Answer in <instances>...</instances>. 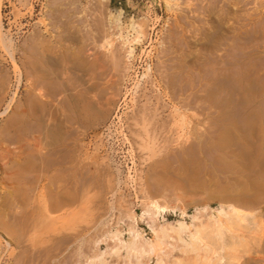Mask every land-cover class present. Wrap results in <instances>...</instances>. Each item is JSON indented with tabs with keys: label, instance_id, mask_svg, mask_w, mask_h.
<instances>
[{
	"label": "rangeland",
	"instance_id": "rangeland-1",
	"mask_svg": "<svg viewBox=\"0 0 264 264\" xmlns=\"http://www.w3.org/2000/svg\"><path fill=\"white\" fill-rule=\"evenodd\" d=\"M17 2H19V3H17ZM170 4L172 5L171 8L167 9L165 7L166 5L164 3V0H49V1H47V0H0V22L2 23L4 32L11 34V36L14 40V49L16 51V53H15L16 58H18L19 55L21 54V50L23 49V46L24 47L26 46L25 44H26V42H27V40L31 34L30 32H32L33 30L36 29L34 27H37V29L42 28V26H41L42 23H40V22L44 18V19H46V21H48V22L50 21V25L52 24L51 25L52 31H50V34L60 33L63 36L64 33H65V35H68V33L70 31L76 32L77 35H79L78 34L79 32L82 33V36L80 34L78 36V38L81 37V39H82L81 41H83L85 38H86V40L83 41L84 43L80 41L81 44L77 43L78 44L77 46L80 45L83 47V50H85V51H83L85 53H83V55H82L85 59L86 58L89 59L91 57L92 53H94V52L102 53L101 58H102V61L104 62L105 66H106L105 67L106 69L105 70L103 69V71H104L103 75H104V73H105V75H104V77L102 76V79H101L103 86L106 83H108L109 80H111L113 78L112 72H116V70H114L112 68L114 59L112 60L113 54H111L114 52L113 50L115 48V51L119 52L118 57L120 56L119 61H118L120 64L117 66L118 68L116 67L118 69L117 71H119V73H122V74L124 73L125 75L127 74L125 76L127 80H125V82H123V85L121 86V88L123 89L122 91H124L125 88H131L134 78L137 77L138 80L142 81V79H143L142 77H144L143 73L146 71L147 66L148 67L150 66V69L152 72L157 71L155 69L157 67H158L157 69L160 70V68H161V70L163 69V71H164V69L166 70L165 66L168 63H171V65H172L173 61H175L174 55L177 56L178 53H180L182 51L187 52V50L194 52L195 49L198 48V49H196L197 52L196 51L194 52L198 55L197 56L198 58H195V59L193 58V61H196L195 62L196 64L193 62V63H190L188 65L186 62V67H185V68H187L186 72L184 69V72L187 75H185L186 78L184 77V84L186 83L185 84L186 86L183 85V90H184V94H185V95H183V99H184V103L186 104L185 111L186 110L187 111L186 112L184 111L185 116H186L185 117V123H186L185 125L186 126L184 128V132L186 134H185L184 140H183V142L185 143V144L183 143L184 144L183 149H182L183 153L181 151H180L181 153L178 152V150L176 149L178 147V145L176 143V124H175V118H174L175 112L173 110H174V107H175L176 102H177V95H176L177 92L173 93V91H172V90H174V88H176L175 85H174L175 87L172 86V89H171V87L168 89V97L166 98V101H167L166 104L167 105L165 104L164 107L162 108V109H164L163 110V117L167 122V130H168V131L166 130V132L164 133L165 135H162V137L169 136L170 138L166 137L168 144L172 143L169 145V149H167L165 151L166 155L164 153H162L163 151H161V155H163V154L165 155V156L163 155L164 156L163 158H166V162L168 163L167 169H166V172L168 175L165 173V175H166L165 177L167 179H169V183L172 181L169 184L168 180H167L166 186L160 185L161 186L160 189H164V192L166 191L165 194L163 195V193H162V195L161 194L158 195L156 193H153L152 190H154V188H156L155 183H158V184H161V183L156 182V180H154L155 181L154 182L153 181V179H154L153 175H154L155 171L152 169H150V170L147 169L148 163L158 159L159 156H161L159 149H163V147L161 146V145H163L162 144L163 139H162V137L159 138L160 143L158 142L159 144L157 143L158 144V146H156L157 148L155 147L156 150L154 149L155 152L158 150V153L156 152L154 155L152 154V152H150L151 150L147 151L148 149H145V152H144L142 147L140 149L139 148L140 145L138 144V142H135L130 137L128 132L126 133V131H127L125 129L126 124L124 123V126H119L120 123H118V120L115 118V114L117 111L119 114L122 115L123 121H125V118L127 116H129L131 113V108H132L131 104L132 103H130L131 102L130 96H128L129 98L126 97V99H125V101H128V102H125V101H123V99H120L119 104L121 106L119 107V110L117 109V110L113 111L111 113V115L108 117L109 119H106L103 123H100L99 126L96 125L97 127L94 126V127L88 128V129H86L87 131L86 130L83 131V129H81V128L78 129L79 131L76 128H75V130L73 129L71 131L72 133H71L70 138H74L75 136H77V141L79 142V144L83 148V149H81L80 159L82 160V162L87 163V169L89 170L90 175H92L91 173H93V175H94L93 177L96 178V179L94 178V180L96 181L95 182L96 184L93 183V185L92 184L90 186L86 185L85 187H80L77 190H75L74 188H71L72 185H70L69 183H63V181H61L62 179L60 180V182H59V185L61 184V186L59 188L60 193H63L62 191L66 192V190L70 189L69 191H67L68 193L71 194L74 192L75 196L78 195L79 197L76 196V198H77L75 200L76 204L74 202V206L72 205L69 208L71 210L70 211L71 213L68 214V216H71L70 218L68 217L69 220L67 219V217L64 218V216L67 215L66 209H63V208L59 209V211L63 209L62 210L63 214L61 213V211L59 212L58 210L56 212L51 213V215H53V216H56V215L60 216L61 215L59 217V219H60V222H62V224H59L60 223V222H58L59 219H57L58 220V221H56L57 223L55 222L56 225L58 224L56 226V228L59 231V232H55L56 235L53 233L54 231H56L55 228H53L54 229L53 232L51 229L48 230L47 228H46V230H44V227L43 226L41 227V224L39 223V220L41 222L43 221V223H44L43 218L47 217V216H45L46 215L45 211H44L45 214H42V213H44V212H42V210H44L43 205L45 204V202H47V198L49 199V197L52 195L50 193H53L52 189H54L53 187H51L52 185L48 186L50 183H48L49 179H47V177L49 178L52 175L53 171H50L49 173H44V175H43L42 171L40 170V166L38 165L39 164L38 158L40 157L41 152H43L44 150L40 149L39 146H37L38 145L37 142H33L34 144H32V146H33L32 151H31V149L28 150V147H27L26 142L24 140V139H26V136L23 134V131L17 132V134H13V135H12V133L10 134V133H7L6 131L3 132V130H4L3 126L6 122V119L10 118L11 113L9 112L6 116L0 115V126H1L0 127V200H1L0 210H1V212L4 213V215L2 216V213L0 212V215H1L0 221H2V222H0V245H1V247H0V264H14V263H16V264H19V263L20 264H27V263L33 264L34 263L35 264L36 262H37L36 264H40V263L41 264H45V263L46 264H89V263L90 264H101V263L102 264H133V263L134 264H155L159 258L161 259V262L163 264H215V263H211L209 261H215V259L217 258L216 257L217 256L216 251L219 250L217 248L219 242L217 244L216 243L217 241H215V240H217V238L215 236L216 232H213L214 231L213 229H215V228L212 229V232H213L212 233L210 231L211 227L210 228L208 227L210 229L209 230L205 226L206 224H208V222L206 221V216L208 214L209 209H207L205 212H202V214H199V213L198 214H199L200 220L203 221V224H201L202 221H200L201 223H199V226L202 227V225H204L203 232H202V240H203V242H205V244L209 245L210 250L207 252L206 255L204 253H201L198 256V258H196L192 255H182V253H180L179 247L181 245V242L176 238V234L174 231H171V232H170V230L167 231L168 236H165L166 239L170 241V243H167L169 241H167L165 239V237H163L160 240V243L158 242L159 243L158 245H160V248L157 245L156 246L157 249L155 248L151 252L146 253V254L143 253L144 255L143 254H141V255L136 254L135 255V253L133 255V254L129 253L128 238L134 237V239L136 240L135 242L137 244L143 245V243H144L143 246L148 247L149 239L151 240L153 238L152 228H154L155 230H158L161 225L162 226H169V225L174 226L175 223H177L178 221H183L187 225L188 224L190 225L188 227L189 230L187 228L183 231L182 235H184L185 231L187 233V231H191L193 229V224L198 223L197 222L198 220L195 221L191 218L192 215L197 214V211L202 209V207L215 208L217 206V201H218L217 196L219 195V193L216 190L218 188H220L221 185L226 186L225 184H227V186H229L230 184H234V185H236L237 188L238 187H240V188L245 187V191H246L245 193L247 194V192H248V194L245 195L244 198L249 199L251 197V199L252 198H255V199H254V203H253L254 205L252 207L248 208V207L242 206L241 209L239 210L238 214L233 215L231 220L225 221L226 230L224 231L223 236L225 238L226 244H225L224 249L221 250V254L223 256L224 264H264V252L262 251V248H261L262 244H263V240H264V217H262V215L260 214V211L258 210L261 207H263V205H264V198H263L264 197V191H263L264 190V179H263L264 178V172H263V168H264V155H263L264 154V141H263L264 140V130H263L264 129V123H263L264 119L263 118L264 117L262 116V115H264L263 114L264 113V85L262 86V84H264V81H263L264 80V76H263L264 75V56H262V55H264V0H171ZM51 8H53V9L55 8L54 9L55 11ZM117 11L121 12V14H120V24H121L120 28L114 22H111L112 18H113L111 16L118 14ZM29 13L31 15H29ZM46 13H49L50 15L49 14L47 15ZM52 13H53L54 18H51ZM55 18H57V19H55ZM131 19H133L136 22V24L138 23L140 26L142 25L141 29L143 30L144 34H142L143 38H140L139 43L134 44L135 53H136L137 57H135V59L133 61V70H127L126 58L124 56V52H123L124 50L122 48V43H121L122 39L120 37H119L120 38L119 39L117 35H119V33H120L121 36H124V35L126 36V34H128V33H130V34L133 33L132 31H129L130 29L128 28ZM52 21H54V23ZM67 22H68V24H67ZM219 22L220 23L222 22V24L224 26V27L223 26L222 27L224 29H226L227 27H229V28H227V30H224L223 33L225 36L223 35L222 40L219 39V44H218L219 46H217V49H214L213 53L208 52V50L206 49V46H205V41L208 39V37H206L205 35L208 33L209 30H211V29H209L210 27L218 24ZM20 25H21V27H20ZM17 26H19V27H17ZM73 26L74 27L78 26L79 28H77V27L74 28ZM14 27H16V28H14ZM17 29H19V30H17ZM80 29H83L85 31V33H84L85 35H83L84 31L82 32V30H80ZM8 30H9V32H8ZM171 30H172V32H171ZM205 31H207V32H205ZM98 32L99 33L101 32V34L105 33L104 35L107 34L112 38V41H113V46L111 47L112 49L109 48L110 50L106 51V50H103L102 48L99 47V43H100L99 37H98V40H96V41L94 40V39H97V36L101 35ZM93 34H94V36H93ZM95 34H97V35H95ZM65 35L63 36V39H61L59 41L60 44H63L62 45L63 47H66V48L72 47L71 49H73V47H75L76 45L74 43L72 44V42L70 43V41H69L70 39L68 38V36H65ZM83 36L84 37L88 36V38L87 37L83 38ZM66 37H67V39L65 40ZM90 37H91V39H90ZM183 38H186V39L184 40ZM200 38H201V40H200ZM204 38L205 39L207 38V39L205 40ZM196 39L199 42V44L195 46L196 48L188 47V45L184 44L187 42V40L188 41H191V40L196 41ZM239 39H240V41H239ZM62 40H64V41H62ZM179 41H180V43H179ZM230 44L231 45L233 44L232 45L233 47ZM0 47H1V44H0ZM175 47H176V49H175ZM96 49H97V51H96ZM166 50L167 51L169 50V51L167 52ZM105 51H106V53H105ZM4 52H5L4 49H2V47H1L0 53L2 55L0 56V74H1L0 75V81H1V78H5L7 81L3 85H0V103L2 102L0 104V111H2L3 110L2 107L6 106V104L10 101V98L12 99V96L14 98H13L11 103H18V104L22 103L24 96H25V91H26L25 79H23L22 82H20V84H18V86L16 85L15 76L13 75V72L11 71L10 63L7 62L8 60H5V59H7V55ZM164 53H167V55H164ZM235 53L237 54L236 56L234 55ZM245 53H248V54H245ZM105 54L106 55L108 54V55L106 56ZM242 55H244V56H242ZM169 57L171 60L169 59ZM166 58H168V59H166ZM122 59H124V60H122ZM240 59L242 60V62ZM246 59H247L248 66H250L252 69L249 68V69L244 70L243 67L242 68L240 67L241 63L243 65H245V64L247 65V63L244 64V62H246L245 61ZM3 60H5V61H3ZM117 60H118V58H117ZM162 60H164V62H161ZM166 61L168 62L167 64H165ZM230 61L232 62V64L230 63ZM255 62H256V64H255ZM228 63H230V64L227 65ZM19 64H20V61H19ZM107 64H108V66H107ZM124 64H126V65H124ZM163 64H165V66H163ZM191 64H192V67H191ZM169 65L170 64H168V66H167L168 68H167L166 73L168 72V74H171L173 70L170 68L171 65H170V67H169ZM222 65H224V66L222 67ZM235 65H236V67H235ZM208 67H210V68H208ZM230 67H231V69H230ZM232 67H234V68H232ZM237 67H238V69H237ZM244 67H247V66H244ZM227 68H229L231 71L230 70L228 71ZM188 69H190V70H188ZM219 69L221 71H219ZM235 69H237V70H235ZM256 69H257L258 74L256 72ZM232 71H233V75L231 74ZM234 71L237 74H234ZM249 71H251V73H249ZM214 72L215 73L221 72L218 74H220L222 77H219L220 75H218V74L215 75ZM247 72L249 73L250 76L248 75ZM68 73L69 72H67L66 75H69ZM223 73L227 74V75H223ZM251 74H253V75H251ZM139 75H141V76H139ZM246 75H248V77H246ZM12 76H14V78ZM209 76H212V77H209ZM223 76H224V78H223ZM231 76H232V78H231ZM253 76H257V79L254 78ZM139 77H140V79H139ZM213 77L215 80L213 79ZM235 77H237V78H235ZM249 77H252L253 80L256 79L255 82L259 85L255 84V82L251 80V82L256 86L252 85V83L250 82L251 78H249ZM106 78L108 81L106 80ZM201 78H202V80H201ZM244 78L246 80H244ZM185 79L188 81H186ZM207 79H209V80H207ZM247 79L249 80V83H247L248 82ZM260 79H262L263 83L259 82V81H261ZM211 80H214L213 82L218 80V82L220 84H217L218 82H216V84L209 82ZM221 81H224V82L221 83ZM236 81H239V82H236ZM191 82H192L193 86H192ZM126 83H127V85H126ZM209 84H211L210 88H208ZM214 84H215V88H214ZM243 85H245V86H243ZM248 85H249L250 89H249ZM205 86L207 88H205ZM252 86L254 88H252ZM259 86L261 87L262 92H260ZM245 87L248 89V91H251V90H253V91L247 92V89ZM255 87H257V88H255ZM209 89L210 90L212 89L213 92L214 91L215 92L211 93L212 90L210 91ZM2 90H3V92H1ZM242 90L245 92H243ZM222 93H224V95ZM247 93H249V94H247ZM207 94L211 95V96H208ZM257 94H258V96H257ZM190 95H191V97H190ZM173 96H175L174 97L175 99L173 98ZM193 97L195 99H193ZM255 97H257V99ZM212 100H213V102H212ZM16 101H18V102H16ZM221 102H223V104ZM126 103L129 105H127ZM217 103L221 106H219ZM246 104L248 107L246 106ZM254 104H255V106H253ZM187 105H188V107H187ZM212 105H213V107H212ZM226 108H229V109L226 110ZM250 111L255 113L254 114L255 117L253 116L254 118L252 117V115L251 116L247 115V112L249 113ZM124 112H126V113H124ZM127 113H128V115H127ZM223 117L224 118L226 117V118L224 119ZM241 117H243V118H241ZM259 117H262V118L257 119ZM240 119H242L241 122H240ZM246 119H247V125H249V126H250V123H249L250 121H254V122H256V124H258V122H259L260 124H258V127H257V126H255L256 124L254 123L255 124L254 125L252 122L251 125L253 124L254 126H250L251 128H248L249 126L246 125V121H245ZM261 119H262V121H261ZM109 120H111V121H109ZM110 122H111V124H110ZM212 123H214V124H212ZM112 124H113V126H112ZM217 126H218V128H217ZM209 127L212 128L213 130L210 129ZM255 127L257 128V130ZM109 128H111V129H109ZM259 128H261V130H259ZM242 129H244V130H242ZM114 130H115V132H114ZM120 130H122L123 133L127 134V137L129 139L130 143L125 141L122 134L119 133ZM227 130H229L230 132H232V130H233V132L230 134ZM224 131H227V133L230 134V137L228 134L226 136L225 135L226 133ZM79 132H81L82 134H79ZM221 132H223L225 134H221ZM250 132H251V134H250ZM2 133H4V134L2 135ZM9 134L11 135V137ZM113 134H114V136H113ZM116 134L117 135L120 134V135L117 136ZM215 135H218L219 138L224 137L226 139V142H227V144H225V145H227L226 148L224 147V144L221 143V142H224L225 139H220L221 142L217 141L218 142L217 143L215 141L216 140ZM13 136H14V138H13ZM32 136H33V138L37 137V132H34ZM236 136H237V138H235ZM79 137H82V138H79ZM218 137H217V139H219ZM106 138H107V140H106ZM115 138L116 139L118 138V139L116 140ZM230 138H231V140H230ZM169 139H172V140L170 141ZM227 139H229V140H227ZM233 139H235L236 141H233ZM11 141H12V143H11ZM237 141L238 142L239 141L244 142L245 145L243 143L239 144V143H237ZM8 142H10V143H8ZM81 142H82V144H81ZM207 142H208V144H207ZM233 143H234V145H233ZM98 144L99 145L102 144L103 146L100 147V149H99L100 151H98L97 156H96V155H94V148ZM210 144H211V146H210ZM236 144H238V145H236ZM23 145L25 146V148ZM216 145L218 148L215 147ZM253 145H254V147H253ZM239 146H241V147L243 146L244 148H241ZM232 147H233V149H232ZM236 147H237V149H236ZM185 148H186V150H185ZM220 148H222V150L224 149L225 151L227 150V152H225L224 150L221 151ZM262 149H263V151H262ZM20 151H22V152H20ZM132 151H133V153H131ZM186 152L188 154L189 153L190 154L188 155ZM144 153H145V155H144ZM217 153H222V156L224 157L225 160H223V157L219 156L221 154H217ZM23 154H24V156H23ZM30 154H32V155H30ZM26 155H29L30 160H31L30 164H32V167H29L28 171L26 170L27 168H22V169L19 167L15 168V166L13 165V162L14 161L15 162L16 161L23 162V160L26 158ZM92 155L94 156V158ZM177 155H178V157H176ZM179 155H181L180 158H179ZM31 156H33V157H31ZM152 156H154V157H152ZM216 156H217V158H216ZM73 157H72V159H74ZM88 157H91L92 159L88 158ZM103 158H104V161H103ZM106 158H108V159H106ZM261 158L263 160H261ZM181 159H182V161H181ZM220 159H222V161H220ZM95 160L97 162L102 163L100 165L102 167L100 172L98 171L97 164L92 166L93 161H95ZM11 161H13V162H11ZM226 161H227V163L229 161H231V162L233 161L232 162L233 165L230 164L231 162L228 165L223 163ZM235 161H236V164H235ZM238 161H240V162H238ZM180 162L181 163L183 162L182 167H181L182 168L181 172H179L180 170L178 169ZM220 162H221L222 166H224V168L221 166ZM237 162L239 163V165ZM201 163H202V165L204 164L203 167H201L202 166ZM214 163H216V164H214ZM11 164L13 166H11ZM33 164H35L37 166H35ZM71 164H72V162H71ZM243 164H245V165H243ZM16 165H17V163H16ZM205 165L208 167H206ZM6 166H7V168H6ZM33 166H34V168H33ZM8 168H10L11 171ZM95 168H97V169H95ZM206 168H207V170H206ZM6 169H8L9 172H7L8 170H6ZM15 169L19 170V171H16ZM238 169L240 172H238ZM243 169H245L246 171H244ZM24 171H25V173H24ZM94 171H96V172H94ZM204 171H206V173ZM228 171H231V172H228ZM242 171H244V172H242ZM17 172H19V173L22 172V173L19 174ZM15 174L19 176V177L17 176L19 179L17 177L14 179V177L16 176ZM36 174H37V176H36ZM48 174H50V175H48ZM207 174L209 176H211V178L210 177L208 178ZM258 174H261L262 176L261 175L259 176ZM10 175H11V178H9ZM29 175H30V178L27 177ZM60 175L62 176V178L67 177L66 175H64L62 173H60ZM87 175L89 176V174H87ZM228 175H231V176L229 177ZM22 176H25L24 178H27V180L25 179L26 182L23 180L24 178ZM34 176H35V178H34ZM234 176H235V179L234 178L232 179L231 177H234ZM3 177H4V179H3ZM5 178H6V180H5ZM30 179L32 180V182H30L31 181ZM100 179H101V181H99ZM201 179H203V180H201ZM223 179H225L226 181ZM28 180H30V181H28ZM129 180H131V181H129ZM200 180L203 182H201ZM205 180H207V181L205 182ZM16 181L18 184H21L20 186L24 185L25 188H27L26 189L27 190L26 195L28 194L29 196L28 195L25 197L23 196V195H25V194H23L24 192H22V191H25V190H23L24 186L22 188H20V186H19V189H18V187H17L18 184L16 183ZM18 181H20V182H18ZM147 181H148V184H145V182H147ZM211 181H213V182H211ZM223 181H224V183H223ZM231 181H232V183H229ZM238 181H240V182L243 181V182H241L242 183L241 186H240L241 183L238 184L239 183ZM27 182H29L28 185H27ZM219 182H222V184L217 185V184H219ZM245 182H246V185L244 186ZM252 183L255 187L256 186L257 187L256 188L252 187L253 186ZM197 184H198V186H197ZM213 184L215 186H213ZM167 185H170L171 187L167 186ZM45 186L46 187L48 186V187L46 188ZM62 186H64V187L67 186V188L64 189V187H62ZM149 186H151V187H149ZM50 187H51V190L49 189ZM20 189H21L20 193H19V191L17 192V190H20ZM31 189H33L34 191ZM40 189H41V191H40ZM32 191H33V193H31ZM78 191L80 194L78 193ZM148 191H149L150 195L148 194ZM209 192H210V194H211V192L212 193L214 192L215 196L208 203H206L207 197L210 196ZM251 192L252 193L254 192L256 194V196L252 197L253 195H251L252 194ZM7 193H9V194H7ZM16 193H18V196H16L17 195ZM21 193H22V196L24 197V199L26 197H29V199L28 198L25 200L23 199L24 202L28 203L29 206L27 204H23V200L21 201V203H22L21 205L17 204L23 198L20 196ZM29 193H31L32 195ZM147 194H148V196H147ZM249 194L251 195L250 197H248ZM13 195H15L16 197H13ZM45 197H47V198H45ZM11 198L12 199L14 198L13 201H15V200L17 201V202L15 201L16 205L22 206V207L25 206L26 209L23 208L24 210H22V207H20L21 208L20 209L16 205L14 207L15 202L12 203ZM18 198H19V200H18ZM154 198L161 205L168 207L167 210L161 214H158V215L151 214V212H145L142 215V212H143L142 209L144 208L146 203L149 202V200L154 199ZM199 198H200V200H199ZM6 199H8V201H6ZM85 199H86V201H84ZM9 201L11 203H8ZM261 201H262V203H261ZM3 204L5 206H2ZM31 204L33 205V208L31 206ZM26 205L29 209L26 207ZM41 205L43 206L42 209H41ZM204 205H206V206H204ZM255 206L258 209H256ZM3 207H4V209H3ZM8 207L9 208L11 207V210H9ZM12 208H13V210H12ZM16 209H18V210H16ZM30 210H32V211H30ZM9 211H11V212H9ZM7 212H9V214H11V215H9ZM251 212L252 213L256 212L255 213L256 214L255 215L256 220L254 221L253 226H251V225L248 226L247 223L252 222V219L249 216V214ZM15 213L16 214L18 213L19 215H16ZM36 213H37V215L39 214L38 215L39 219L36 217L37 216ZM132 213L134 215H136V218H137V222H135L136 224H134L135 225L134 227H135V230L137 231V233H134V232L131 233V230L129 229V226L133 223L132 219L130 218V215ZM32 214L36 215V216L33 215V217H35V218L31 217ZM205 214H206V216H205ZM18 216H19V218H18ZM41 216L43 217L42 219H40ZM62 216H63V219H62ZM5 217L6 218L9 217V218L5 219ZM10 217H11V219H10ZM23 217H26V218H23ZM28 218L30 219V221ZM12 219H14V220H12ZM27 219L31 224H33L32 226H35V228H37L39 226L40 228L39 229L33 228L31 226V224L27 221ZM49 219L50 218H48V221H49L48 225H51V223H50L51 220H49ZM65 219H67V220H65ZM7 220L10 222H8ZM33 220L36 221L35 224H34ZM20 222H22V226L24 228L23 230H21L22 227H21ZM63 222H64V224H63ZM163 222H165V223H163ZM10 223L14 226L13 229H12V227L11 228L9 227V226H12ZM15 223H16V228H15ZM26 223H28V225L30 227H28V225ZM46 223H47V221H46ZM166 223H167V225H166ZM151 224H154V225H151ZM36 225H37V227H36ZM59 225L60 226L63 225L62 231H60V228H58ZM19 227H21V228H19ZM31 227L33 228V230H36V232H38L39 230H42V232L39 231V233H38L40 236L35 233V235H38L39 237L38 236L34 237L33 233L35 231L31 232L32 231V230H30V229H32ZM18 228H19V232L22 231L25 234L24 235H23V233L22 234H20V233L16 234ZM25 228L28 230V232L25 231L26 230ZM5 229H7V230H5ZM108 229L112 230V231H114L115 229H119L121 231V233L117 234V235H113L112 233L109 234L110 232H108V233L106 232V231H108ZM15 230H16V232H12ZM43 232H44V234H43ZM47 232H49V233H47ZM61 233H63V234H61ZM130 233H131V235H130ZM139 233H141V234H139ZM172 233H174L175 235H173ZM135 234L136 235L138 234V236L135 237L136 236ZM213 235L215 238L213 237ZM50 236H53V237H50ZM174 236H175V238H174ZM19 237H21V238L19 239ZM136 238H138L139 243H138ZM139 238H142V239L139 240ZM58 239L61 241L64 240L63 243L62 242L60 243V241ZM51 240L54 241V243L56 244L55 249L52 245L54 243ZM56 240H58V242ZM162 240L164 243L162 242ZM164 240H166V241H164ZM5 241H9L10 244L7 245L5 243ZM140 241H141V243H140ZM51 242H52V244H51ZM165 242H166V244H165ZM20 243H22V244H20ZM23 243L25 246L27 245L28 247L27 246L25 247L23 245ZM174 243H175V245H174ZM31 244L35 245V246H33L34 248H32ZM124 244H125V246H124ZM178 244H180V245H178ZM57 245H59V247ZM119 245H120V247H119ZM5 246H7V247H5ZM117 247H119V248H117ZM24 248H26V249L24 250ZM36 248L39 250L41 249L42 251H44V250L47 251L48 255H45L44 252L42 254L39 253L40 251L37 250ZM35 249H36V251H35ZM116 249H118V251H116ZM120 249H122L124 251H122ZM33 250L35 251L34 254L36 253L37 256L39 253V256L38 257L36 256L37 258L36 257L34 258L35 262H33L34 261ZM30 251H32V253ZM51 251H52V253H51ZM27 252L33 254L31 256L33 261H31L32 259L30 257V254H26ZM22 253L24 255H22ZM26 256L27 257L29 256L28 260H27ZM44 256H46V257H44ZM204 256H206V258ZM162 257H163V259H162ZM38 258L40 260H38ZM44 258H45V260L48 259L49 261H45ZM204 258L206 260H204ZM24 259H26L25 263H23V261H25ZM70 260H71V262H70Z\"/></svg>",
	"mask_w": 264,
	"mask_h": 264
},
{
	"label": "bare ground",
	"instance_id": "bare-ground-1",
	"mask_svg": "<svg viewBox=\"0 0 264 264\" xmlns=\"http://www.w3.org/2000/svg\"><path fill=\"white\" fill-rule=\"evenodd\" d=\"M47 1H49V0H47ZM170 1L171 0H164V3H165V7L167 8V9H170L171 8V4H170ZM17 3H19V2H17ZM26 3V2H25ZM31 4V3H30ZM5 5V4H4ZM6 6V5H5ZM15 6V5H14ZM51 9H53V8H51ZM55 9V8H54ZM53 9V10H54ZM61 9V8H60ZM59 9V10H60ZM65 9V8H64ZM68 9V8H67ZM29 10V9H28ZM32 10V9H31ZM58 10V9H57ZM33 11V10H32ZM55 11V10H54ZM26 12V11H25ZM118 12V14H116V15H112L111 17H113L112 18V21L111 22H114L119 28H120V14H121V12H119V11H117ZM31 13V12H30ZM29 13V15H31ZM22 14V13H21ZM47 15L49 14V13H46ZM62 14V13H61ZM50 15V14H49ZM52 16H53V13L51 14ZM63 15V14H62ZM111 15V14H110ZM51 16V18H54V16L52 17ZM61 16V15H60ZM64 16V15H63ZM59 17V16H58ZM65 17V16H64ZM55 19H57V18H55ZM54 20V19H53ZM67 20V19H66ZM55 21V20H54ZM54 21H52L53 23H54ZM39 22V21H38ZM51 22V23H52ZM64 22V21H63ZM73 22V21H72ZM15 23V22H14ZM22 23V22H21ZM40 23H42L41 24V26H42V28H38L37 29V27H34V28H36L35 30H33L32 32H30L31 34H30V36H29V38H28V40H27V42H26V46L24 47L23 46V49L21 50V54L19 55V57L18 58H16V51H15V49H14V40H13V38H12V36H11V34H9V33H6V32H4V30H3V26H2V23L0 22V44H1V47H2V49H4V53H6V55H7V59H5V60H8L7 62H9L10 63V66H11V71L13 72V75L15 76V82H16V85L18 86V84H20V82H22V80L23 79H25V82H26V91H25V96H24V99H23V101H22V103H11L12 102V100H13V96H12V99L10 98V101L6 104V106H4V107H2V111H0V115H2V116H6L9 112L11 113V115H10V118L9 119H6V122H5V124H4V126H3V132L4 131H6L7 133H12V135L13 134H17V132H20V131H23V134L26 136V139H24L25 140V142H26V145H27V147H28V150L29 149H31V151H32V148H33V146H32V144H34L33 142H37V146H39V148L40 149H42V150H44L43 152H41V154H40V157L38 158V165L40 166V170L42 171V173H43V175H44V173H49L50 171H53V173H52V175L48 178L47 177V179H49V182L48 183H50L48 186H51V187H53L54 189H52V191H53V193H50V194H52L50 197H49V199L47 198V197H45V198H47V202H45V204L43 205L44 206V210H42V212H46V215L45 216H47L46 218H43L42 216L40 217V219H42L43 218V220H44V223H43V221L41 222L40 220H39V223L41 224V227L43 226L44 227V230H46V228L49 230V229H51L52 230V232H53V228H55V230L56 231H54L53 233L56 235V233L55 232H59L58 230H57V228H56V226L58 225H56L55 224V222L56 221H58L57 219H59V217L61 216H59V215H56V216H53V215H51V213L52 212H56L57 210L59 211V209H61V208H63V209H66V212H67V215L66 216H64V218L65 217H67V219H68V217L70 218L71 216H68V214H70L71 212V210L69 209L72 205L74 206V202H75V200L77 199L76 198V196H78V195H76L75 196V193L73 192V193H68L67 191H69L70 189H68V190H66V192L65 191H62L63 193H60V191H59V188H60V186H61V184L59 185V182H60V180L61 181H63V183H69L70 185H72V187L71 188H74L75 190H77L78 188H80V187H85L86 185L87 186H90L91 184L93 185V183H95L96 181L94 180V178L95 177H93L94 175H93V173H91L92 175H90V173H89V170L87 169V163H85V162H82V160L80 159V153H81V149H83L82 147H81V145L79 144V142L77 141V136H75L74 138H70L71 137V131L74 129L75 130V128L78 130L79 128H81V129H83V131L84 130H86V129H88V128H91V127H94V126H96V125H98L99 126V124L100 123H103L106 119H109L108 117L111 115V113L113 112V111H115V110H119V107L121 106L120 104H119V101H120V99H123V101H125V99H126V97H128V96H130V103H132L131 104V106H132V108H131V113H130V115L129 116H127L126 118H125V121H123V119H122V115L121 114H119L118 113V111L116 112V114H115V118L118 120V123H120V125L119 126H124V123L126 124V127H125V129L127 130L126 131V133L128 132L129 133V135H130V137L135 141V142H138V144L140 145V149H141V147L143 148V151L145 152V149H148L147 151H150V152H152V154L154 155L156 152L158 153V150L155 152V147L156 146H158V144L160 143V141H159V138L160 137H162V135H165L164 133L166 132V130H167V122H166V120L164 119V117H163V110L164 109H162L163 107H164V105L166 104V98L168 97V89L171 87V89H172V86L173 87H175L176 86V88H174V90H172L173 91V93L174 92H177V102H176V105H175V107H174V112H175V114H174V118H175V124H176V143H177V145H178V147L176 148L177 150H178V152H182L183 153V151H182V149H183V145L185 144L184 142H183V140H184V136H185V132H184V128H185V112L187 111H185V106H186V104L184 103V99H183V95H185L184 94V90H183V85L184 86H186L185 84H184V77H185V75H187V74H185V72H186V69L187 68H185L186 67V62H187V64L189 65L190 63H195L196 61H193V58L195 59V58H198L197 56V54L196 53H194L195 51H196V49H198V48H196L195 46L196 45H198L199 44V42H198V40L196 39V41H188L187 40V42L186 43H184V44H186V45H188V47H194V48H196L195 49V51L194 52H192V51H190V50H187V52L186 51H182V52H180V53H178V55L176 56V55H174L175 56V61H173V64L171 65V63H168L167 61H166V63L165 64H170L171 65V67H170V65H169V67L173 70L172 71V73L171 74H168V72L166 73V71H167V66H168V64L165 66V64H163V66H165L166 67V70L164 69V71H163V69L161 70V68H160V70L159 69H157V68H155L157 71H155V72H152L151 71V69H150V66L148 67L147 66V69H146V71L143 73V76L144 77H142L143 79H142V81H140V80H138V78L136 77V78H134L133 79V82H132V86H131V88H125L124 89V91H122L123 89L121 88V86L123 85V82H125V80H127L126 79V75L124 74H122V73H119V71H117L118 69V65L120 64L118 61H119V57H118V54H119V52H117V51H115V48H114V52L113 53H111V54H113V58H112V60H113V69L114 70H116V72H112L111 74L113 75V78L111 79V80H107V78H106V80L108 81V83H104L105 85L103 86V83L101 82V79H102V76L104 77V75H105V73H104V75H103V69L105 70L106 68V66H105V64H104V62L102 61V58H101V56H102V53H97V52H94V53H92V55H91V57L89 58V59H85L82 55H83V53H85V52H83V51H85V50H83V47L82 46H77L79 43H80V41L82 40L81 39V37L80 38H78V36L81 34V36H82V33H78L79 35H77L76 34V32H69L68 33V35H65V33H64V35L65 36H68V38L70 39L69 41H70V43L72 42V44L74 43L76 46L75 47H73V49H71V48H66V47H63L62 45L63 44H60V40L61 39H63V36L60 34V33H57V34H50V31H52L51 30V25H50V21L48 22V21H46V19H42L41 20V22ZM65 23V22H64ZM67 24H68V22H67ZM66 24V25H67ZM114 24V25H115ZM15 25V24H14ZM13 25V26H14ZM40 25V24H39ZM58 25V24H57ZM115 25V26H116ZM142 26V25H141ZM141 26L137 23L136 24V22L133 20V19H131L130 20V23H129V31H132L131 33L132 34H130V33H128V34H126V36L124 35V36H121V34L119 33V35H117L118 36V38L120 37L121 39H122V48H123V52H124V56H125V58H126V64H127V70H133V61H134V59H135V57H137L136 56V53H135V46H134V44L135 43H139V41H140V38H143V36H142V34H144L143 33V30L141 29ZM212 26V25H211ZM223 24H222V22L220 23H218V24H216V25H214V26H212V27H210L209 29H211V30H209L208 31V33L205 35L206 37H208V39L206 40L205 38V46H206V49L208 50V52H212L213 53V50L214 49H217V46H219L218 44H219V39H221L222 40V37H223V35H224V30H227V28H229V27H227L226 29H224L223 27ZM11 27V26H10ZM9 27V28H10ZM17 27H19V26H17ZM20 27H21V25H20ZM54 27V26H53ZM74 27V26H73ZM72 27V28H73ZM75 27H77V28H79L78 26H75ZM74 27V28H75ZM14 28H16V27H14ZM33 28V27H32ZM69 28V27H68ZM235 28V27H234ZM11 29V28H10ZM59 29V28H58ZM63 29V28H62ZM17 30H19V29H17ZM80 30H82V32L84 31L83 29H80ZM178 30V29H177ZM236 30V29H235ZM56 31V30H55ZM87 31V30H86ZM8 32H9V30H8ZM17 32V31H16ZM68 32V31H67ZM96 32V31H95ZM94 32V33H95ZM171 32H172V30H171ZM205 32H207V31H205ZM12 33V32H11ZM85 33V31L83 32V35H85L84 34ZM99 33V32H98ZM14 34V33H13ZM99 34H101V32L99 33ZM105 34V33H104ZM104 34H101L100 36H97V39H94L95 41L96 40H98V37H99V41H100V43H99V47L100 48H102L103 50H106V51H108V50H110V49H112L111 47L113 46V41H112V38L109 36V35H104ZM95 35H97V34H95ZM113 35V34H112ZM185 35V34H184ZM229 35V34H228ZM93 36H94V34H93ZM142 36V37H141ZM225 36V35H224ZM239 36V35H238ZM241 36V35H240ZM14 37V36H13ZM16 37V36H15ZM85 37H87L88 38V36H85ZM84 36H83V38H85ZM96 37V36H95ZM102 37V38H101ZM196 37V36H195ZM243 37V36H242ZM93 38V37H92ZM119 38V39H120ZM203 38V37H202ZM230 38V37H229ZM233 38V37H232ZM67 39V37L65 38V40ZM90 39H91V37H90ZM170 39V38H169ZM184 40L186 39V38H183ZM203 39V40H204ZM246 39V38H245ZM24 40V39H23ZM86 40V38L83 40V41H85ZM93 40V39H92ZM93 40V41H94ZM171 40V39H170ZM176 40V39H175ZM200 40H201V38H200ZM220 40V41H221ZM232 40V39H231ZM17 41V40H16ZM62 41H64V40H62ZM83 41H81V42H83ZM98 41V42H99ZM182 41V40H181ZM239 41H240V39H239ZM168 42V41H167ZM174 42V41H173ZM69 43V42H68ZM78 43V44H77ZM84 43V42H83ZM169 43V42H168ZM171 43V42H170ZM179 43H180V41H179ZM228 43V42H227ZM235 43V42H234ZM81 44V43H80ZM87 44V43H86ZM98 44V43H97ZM173 44V43H172ZM171 44V45H172ZM222 44V43H221ZM83 45V44H82ZM175 45V44H174ZM227 45V44H226ZM231 45V44H230ZM233 45V44H232ZM231 45V46H232ZM176 46V45H175ZM239 46V45H238ZM1 47H0V49H1ZM93 47V46H92ZM168 47V46H167ZM184 47V46H183ZM233 47V46H232ZM248 47V46H247ZM110 48V49H109ZM182 48V47H181ZM228 48V47H227ZM231 48V47H230ZM18 49V48H17ZM167 49V48H166ZM175 49H176V47H175ZM248 49V48H247ZM96 51H97V49H96ZM106 51H105V53H106ZM120 51V50H119ZM167 51V50H166ZM169 51V50H168ZM167 51V52H168ZM177 51V50H176ZM200 51V50H199ZM198 51V52H199ZM3 52V51H2ZM18 52V51H17ZM102 52V51H101ZM111 52V51H110ZM172 52V51H171ZM170 52V53H171ZM197 52V51H196ZM229 52V51H228ZM243 52V51H242ZM140 53V52H139ZM110 54V53H109ZM110 54V55H111ZM162 54V53H161ZM222 54V53H221ZM245 54H248V53H245ZM2 54L0 53V56H1ZM106 55V54H105ZM108 55V54H107ZM106 55V56H107ZM164 55H167V53H164ZM163 55V56H164ZM235 56L237 55L236 53L234 54ZM5 56V55H4ZM87 56V55H86ZM139 56V55H138ZM242 56H244V55H242ZM247 56V55H246ZM261 56V55H260ZM262 56H264V55H262ZM112 57V56H111ZM3 58V57H2ZM117 58H118V60H117ZM122 58V57H121ZM161 58V57H160ZM215 58V57H214ZM236 58V57H235ZM252 58V57H251ZM164 59V58H163ZM166 59H168V58H166ZM169 59H170V57H169ZM5 60H3V61H5ZM20 61V64H19V61ZM122 60H124V59H122ZM171 60V59H170ZM192 62H191V61ZM197 60V59H196ZM219 60V59H218ZM223 60V59H222ZM241 60V59H240ZM105 61V60H104ZM189 61V62H188ZM246 62H244V64L245 63H247V59L245 60ZM261 61V60H260ZM157 62V61H156ZM161 62H164V60H162ZM240 62V61H239ZM241 62H242V60H241ZM249 62V61H248ZM259 62V61H258ZM257 62V63H258ZM8 63V64H9ZM106 63V62H105ZM122 63V62H121ZM216 63V62H215ZM230 63L232 64V62L230 61ZM230 63H228L227 65H229ZM251 63V62H250ZM69 64V65H68ZM111 64V63H110ZM126 64H124V65H126ZM159 64V63H158ZM196 64V63H195ZM209 64V63H208ZM255 64H256V62H255ZM7 65V64H6ZM148 65V64H147ZM152 65V64H151ZM157 65V64H156ZM155 65V66H156ZM214 65V64H213ZM226 65V66H227ZM239 65V64H238ZM237 65V66H238ZM260 65V64H259ZM263 65V64H262ZM107 66H108V64H107ZM154 66V67H155ZM159 66V65H158ZM224 65H222V67H223ZM244 66H247V67H244ZM117 67V68H116ZM152 67V66H151ZM191 67H192V64H191ZM198 67V66H197ZM235 67H236V65H235ZM240 67L242 68L243 67V69L244 70H246V69H252L250 66H248V63H247V65L245 64V65H243L242 63H241V65H240ZM239 67V68H240ZM164 68V67H163ZM194 68V67H193ZM200 68V67H199ZM208 68H210V67H208ZM232 68H234V67H232ZM259 68V67H258ZM112 69V70H113ZM184 69H185V72H184ZM197 69V68H196ZM218 69V68H217ZM230 69H231V67H230ZM229 68H227V70L229 71L230 70ZM237 69H238V67H237ZM237 69H235V70H237ZM188 70H190V69H188ZM210 70V69H209ZM223 70V69H222ZM234 70V69H233ZM2 71V70H1ZM125 71V70H124ZM123 71V72H124ZM219 71H221L220 69H219ZM231 71V70H230ZM253 71V70H252ZM5 72V71H4ZM67 72H69L68 74L69 75H66L67 74ZM107 72V71H106ZM122 72V71H121ZM127 72V71H126ZM129 72V71H128ZM190 72V71H189ZM256 72H257V69H256ZM108 73V72H107ZM188 73V72H187ZM215 73V72H214ZM218 73H221V72H218ZM218 73H215V75H217ZM225 73V72H224ZM223 73V75H227V74H224ZM239 73V72H238ZM248 73V72H247ZM249 73H251V71H249ZM249 73H248V75H249ZM122 74V75H121ZM229 74V73H228ZM232 75H233V71H232V73H231ZM234 74H237L235 71H234ZM240 74V73H239ZM238 74V75H239ZM254 74V73H253ZM253 74H251V75H253ZM257 74H258V72H257ZM1 75V74H0ZM7 75V74H6ZM66 75V76H65ZM198 75V74H197ZM218 75H220V74H218ZM248 75H246V77H248ZM5 76V75H4ZM14 76H12L13 78H14ZM136 76V75H135ZM139 76H141V75H139ZM206 76V75H205ZM213 76V75H212ZM212 76H209V77H212ZM237 76V75H236ZM250 76V75H249ZM258 76V75H257ZM257 76H253L254 78H256L257 79ZM264 76V75H263ZM10 77V76H9ZM132 77V76H131ZM188 77V76H187ZM219 77H222L221 75L219 76ZM260 77V76H259ZM186 78V77H185ZM206 78V77H205ZM216 78V77H215ZM223 78H224V76H223ZM231 78H232V76H231ZM235 78H237V77H235ZM249 78H251L250 79V82H251V80L252 81H256V79H252V77H249ZM105 79V78H104ZM109 79V78H108ZM139 79H140V77H139ZM188 79V78H187ZM204 79V78H203ZM213 79H214V77H213ZM228 79V78H227ZM230 79V78H229ZM186 80V79H185ZM201 80H202V78H201ZM207 80H209V79H207ZM215 80V79H214ZM214 80H211V81H209V82H212V83H215L216 84V82H218V80H216L215 82H213ZM238 80V79H237ZM244 80H246L245 78H244ZM261 81H262V79H260ZM7 80L5 79V78H1V81H0V85H3L5 82H6ZM186 81H188V80H186ZM185 81V82H186ZM227 81V80H226ZM247 83H249V80L247 79ZM261 81H259L260 83H263V81L261 82ZM12 82V81H11ZM129 82V81H128ZM208 82V83H209ZM222 82H224V81H221V83ZM236 82H239V81H236ZM258 82V81H257ZM13 83V82H12ZM205 83V82H204ZM207 83V82H206ZM252 83V82H251ZM250 83V84H251ZM125 84V83H124ZM191 84H192V82H191ZM197 84V83H196ZM215 84H214V88H215ZM217 84H220L219 82L217 83ZM255 84H257L256 82H255ZM15 85V86H16ZM24 85V84H23ZM126 85H127V83H126ZM175 85V86H174ZM210 85L211 84H209V87L208 88H210ZM252 85H254L253 83H252ZM257 85H259V84H257ZM261 85V84H260ZM264 84H262V86H263ZM16 86V87H17ZM192 86H193V84H192ZM239 86V85H238ZM242 86V85H241ZM243 86H245V85H243ZM254 86H256V85H254ZM4 87V86H3ZM7 87V86H6ZM15 87V88H16ZM126 87V86H125ZM188 87V86H187ZM218 87V86H217ZM221 87V86H220ZM248 87H249V85H248ZM260 87V86H259ZM124 88V87H123ZM205 88H207L206 86H205ZM229 88V87H228ZM243 88V87H242ZM246 88V87H245ZM252 88H254L253 86H252ZM255 88H257V87H255ZM21 89V88H20ZM186 89V88H185ZM217 89V88H216ZM222 89V88H221ZM247 89V88H246ZM249 89H250V87H249ZM22 90V89H21ZM210 90V89H209ZM212 90V89H211ZM210 90V91H211ZM232 90V89H231ZM259 90V89H258ZM170 91V90H169ZM199 91V90H198ZM197 91V92H198ZM220 91V90H219ZM229 91V90H228ZM227 91V92H228ZM236 91V90H235ZM239 91V90H238ZM243 91V90H242ZM251 91H253V90H251ZM251 91H248V89H247V92H251ZM255 91V90H254ZM1 92H3V90L1 91ZM9 92V91H8ZM215 92V91H214ZM213 92V90H212V92L211 93H214ZM222 92V91H221ZM224 92V91H223ZM243 92H245V91H243ZM260 92H262V90H261V87H260ZM209 93V92H208ZM219 93V92H218ZM14 94V93H13ZM170 94V93H169ZM172 94V93H171ZM223 95H224V93H222ZM228 94V93H227ZM245 94V93H244ZM247 94H249V93H247ZM187 95V94H186ZM208 95V94H207ZM216 95V94H215ZM208 96H211V95H208ZM257 96H258V94H257ZM175 96H173V98H174ZM190 97H191V95H190ZM216 97V96H215ZM221 97V96H220ZM226 97V96H225ZM129 98V97H128ZM172 98V99H173ZM256 99H257V97H255ZM259 98V97H258ZM7 99V98H6ZM17 99V98H16ZM175 99V98H174ZM193 99H195L194 97H193ZM129 100V99H128ZM187 101V100H186ZM218 101V100H217ZM216 101V102H217ZM261 101V100H260ZM259 101V102H260ZM16 102H18V101H16ZM125 102H128V101H125ZM189 102V101H188ZM212 102H213V100H212ZM262 102V101H261ZM2 103V102H1ZM0 103V104H1ZM123 103V102H122ZM121 103V104H122ZM222 104H223V102H221ZM220 103V104H221ZM127 104V103H126ZM218 104V103H217ZM248 104V103H247ZM247 104H246V106H247ZM260 104V103H259ZM127 105H129V104H127ZM167 105V104H166ZM173 105V104H172ZM204 105V104H203ZM206 105V104H205ZM219 105V104H218ZM261 105V104H260ZM126 106V105H125ZM174 106V105H173ZM219 106H221V105H219ZM218 106V107H219ZM253 106H255V104L253 105ZM123 107V106H122ZM121 107V108H122ZM187 107H188V105H187ZM212 107H213V105H212ZM248 107V106H247ZM257 107V106H256ZM255 107V108H256ZM125 108V107H124ZM123 108V109H124ZM130 108V107H129ZM252 108V107H251ZM250 108V109H251ZM254 108V107H253ZM227 109H229V108H226V110ZM243 109V108H242ZM126 110V109H125ZM225 110V109H224ZM185 111V112H184ZM216 111V110H215ZM253 111V110H252ZM252 111H250L249 113L247 112V115H252V117L254 116V114L255 113H253ZM257 111V110H256ZM123 112V111H122ZM258 112V111H257ZM115 113V112H114ZM113 113V114H114ZM124 113H126V112H124ZM165 113V112H164ZM169 113V112H168ZM253 113V114H252ZM257 114V113H256ZM264 114V113H263ZM127 115H128V113H127ZM187 115V114H186ZM258 115V114H257ZM256 115V116H257ZM125 116V115H124ZM168 116V115H167ZM228 116V115H227ZM226 116V117H227ZM246 116V115H245ZM249 116V117H250ZM263 117H264V115H262ZM9 117V116H8ZM169 117V116H168ZM225 117V118H226ZM255 117V116H254ZM253 117V118H254ZM224 118V117H223ZM224 118V119H225ZM241 118H243V117H241ZM260 118H262V117H259V118H257V119H260ZM264 119V118H263ZM172 120V119H171ZM235 120V119H234ZM241 120L242 119H240V122H241ZM249 120V119H248ZM109 121H111V120H109ZM244 121V120H243ZM246 121V125H247V119L245 120ZM261 121H262V119H261ZM253 122V124L255 123L256 124V122H254V121H250L249 123H250V126H254L253 124L251 125V123ZM108 123V122H107ZM236 123V122H235ZM264 123V122H263ZM2 124V123H1ZM110 124H111V122H110ZM212 124H214V123H212ZM258 124H260L259 122H258ZM258 124H256L255 126H257L258 127ZM104 125V124H103ZM244 125V124H243ZM102 126V125H101ZM106 126V125H105ZM110 126V125H109ZM112 126H113V124H112ZM247 126H249V125H247ZM248 127V128H251V127ZM1 127V126H0ZM74 127V128H73ZM97 127V126H96ZM169 127V126H168ZM228 127V126H227ZM245 127V126H244ZM261 127V126H260ZM210 128V127H209ZM217 128H218V126H217ZM229 128V127H228ZM231 128V127H230ZM256 128V127H255ZM105 129V128H104ZM109 129H111V128H109ZM114 129V128H113ZM169 129V128H168ZM210 129H212V128H210ZM213 130V129H212ZM225 130V129H224ZM242 130H244V129H242ZM256 130H257V128H256ZM259 130H261V128H259ZM264 130V129H263ZM79 131V130H78ZM82 131V130H81ZM87 131V130H86ZM168 131V130H167ZM223 131V130H222ZM230 134L233 132V130H232V132H230L229 130H227ZM227 131H224L225 133H223V132H221V134H225L226 136H227ZM34 132H37V137H35V138H33V133ZM106 132V131H105ZM114 132H115V130H114ZM255 132V131H254ZM260 132V131H259ZM78 133V132H77ZM119 133H121L122 134V136H123V138L125 139V141H127L128 143H130L129 142V139H128V137H127V134H125V133H123V131L122 130H120L119 131ZM4 133H2V135H3ZM9 134V135H10ZM22 134V133H21ZM79 134H82L81 132H79ZM230 134H228L229 135V137H230ZM250 134H251V132H250ZM7 135V134H6ZM112 135V134H111ZM117 135V134H116ZM120 135V134H119ZM119 135H117V136H119ZM170 135V134H169ZM174 135V134H173ZM219 135V134H218ZM218 135H215L214 137L216 138V142L217 141H219V142H221L220 141V139H225L224 137L223 138H219L218 137ZM239 135V134H238ZM241 135V134H240ZM18 136V135H17ZM23 136V135H22ZM82 136V135H81ZM87 136V135H86ZM100 136V135H99ZM113 136H114V134H113ZM233 136V135H232ZM242 136V135H241ZM240 136V137H241ZM3 137V136H2ZM1 137V138H2ZM9 137V136H8ZM10 137H11V135H10ZM16 137V136H15ZM19 137V136H18ZM17 137V138H18ZM108 137V136H107ZM166 137H169V136H166ZM166 137H162V139H163V145H161L162 147H163V149H159V152H160V155H161V151H163L162 153H164L165 154V151L167 150V149H169V145L170 144H172V143H170V144H168V141H167V138ZM217 137L219 138V139H217ZM239 137V136H238ZM13 138H14V136H13ZM79 138H82V137H79ZM122 138V137H121ZM120 138V139H121ZM170 138V137H169ZM213 138V137H212ZM228 138V137H227ZM235 138H237V136L235 137ZM256 138V137H255ZM6 139V138H5ZM116 139V138H115ZM118 139V138H117ZM116 139V140H117ZM102 140V139H101ZM106 140H107V138H106ZM161 140V139H160ZM170 141L172 140V139H169ZM213 140V139H212ZM227 140H229V139H227ZM230 140H231V138H230ZM4 141V140H3ZM16 141V140H15ZM21 141V140H20ZM174 141V140H173ZM224 141V140H223ZM233 141H236L235 139H233ZM241 141V140H240ZM238 142L237 141V143H243L244 144V142ZM244 141V140H243ZM264 141V140H263ZM24 142V141H23ZM121 142V141H120ZM134 142V143H135ZM159 142V143H158ZM209 142V141H208ZM208 142H207V144H208ZM225 142V143H224ZM224 142H221L222 144H224V147L226 148V146L227 145H225V144H227V142H226V139H225V141ZM232 142V141H231ZM8 143H10V142H8ZM11 143H12V141H11ZM104 143V142H103ZM158 143V144H157ZM175 143V142H174ZM184 143V144H183ZM218 143V142H217ZM220 143V144H221ZM235 143V142H234ZM234 143H233V145H234ZM4 144V143H3ZM81 144H82V142H81ZM87 144V143H86ZM229 144V143H228ZM256 144V143H255ZM84 145V144H83ZM133 145V144H132ZM232 145V146H233ZM236 145H238V144H236ZM245 145V144H244ZM243 145V146H244ZM24 146V145H23ZM101 146H103L102 144H98V145H96L95 146V148H94V155H96L97 156V153H98V151H100L99 149H100V147ZM210 146H211V144H210ZM223 146V145H222ZM241 147V146H239V147H241V148H244V147ZM261 146V145H260ZM4 147V146H3ZM26 147V148H27ZM90 147V146H89ZM108 147V146H107ZM119 147V146H118ZM122 147V146H121ZM176 147V146H175ZM215 147H217V145L215 146ZM231 147V146H230ZM238 147V148H239ZM253 147H254V145H253ZM24 148H25V146H24ZM86 148V147H85ZM157 148V147H156ZM172 148V147H171ZM197 148V147H196ZM218 148V147H217ZM260 148V147H259ZM20 149V148H19ZM22 149V148H21ZM103 149V148H102ZM155 149V150H154ZM188 149V148H187ZM221 149V151H223L222 150V148H220ZM232 149H233V147H232ZM236 149H237V147H236ZM26 150V149H25ZM35 150V149H34ZM107 150V149H106ZM129 150V149H128ZM133 150V149H132ZM185 150H186V148H185ZM27 151V150H26ZM36 151V150H35ZM142 151V150H141ZM225 151V150H224ZM247 151V150H246ZM262 151H263V149H262ZM261 151V152H262ZM20 152H22V151H20ZM29 152V151H28ZM107 152V151H106ZM140 152V151H139ZM180 152V153H181ZM213 152V151H212ZM219 152V151H218ZM225 152H227V150L225 151ZM231 152V151H230ZM259 152V151H258ZM3 153V152H2ZM5 153V152H4ZM32 153V152H31ZM130 153V152H129ZM131 153H133V151L131 152ZM172 153V152H171ZM179 153V154H180ZM187 153V152H186ZM210 153V152H209ZM216 153V152H215ZM263 153V152H262ZM28 154V153H27ZM35 154V153H34ZM93 154V153H92ZM136 154V153H135ZM134 154V155H135ZM149 154V153H148ZM151 154V155H152ZM163 154V155H164ZM169 154V153H168ZM167 154V155H168ZM175 154V153H174ZM188 154V153H187ZM190 154V153H189ZM188 154V155H189ZM217 154H221V155H219L220 157H223L222 156V153H217ZM30 155H32V154H30ZM36 155V154H35ZM90 155V154H89ZM88 155V156H89ZM107 155V154H106ZM144 155H145V153H144ZM143 155V156H144ZM158 155V154H157ZM156 155V156H157ZM163 155H161V156H159V158L158 159H156V160H154V161H152V162H150V163H148L147 164V169L148 170H150V169H152V170H154L155 172H154V175H153V181L154 180H156V182H159V183H161V184H158V183H155V187L156 188H154V190H152L153 191V193H156V194H158V195H162V193H163V195L165 194V192H164V189H160V185H163V186H166V182H167V180H168V183H169V179H167L165 176V173L167 174V172H166V169H167V162H166V158H163L164 156ZM170 155V154H169ZM254 155V154H253ZM262 155V154H261ZM264 155V154H263ZM17 156V155H16ZM23 156H24V154H23ZM74 156V157H73ZM93 156V155H92ZM108 156V155H107ZM132 156V155H131ZM155 156V157H156ZM180 156L181 155H179V158H180ZM195 156V155H194ZM5 157V156H4ZM31 157H33V156H31ZM36 157V156H35ZM34 157V158H35ZM72 157L74 158V159H72ZM134 157V156H133ZM152 157H154V156H152ZM176 157H178V155L176 156ZM184 157V156H183ZM211 157V156H210ZM19 158V157H18ZM83 158V157H82ZM87 158V157H86ZM88 158H91V157H88ZM93 158H94V156H93ZM151 158V157H150ZM169 158V157H168ZM171 158V157H170ZM216 158H217V156H216ZM228 158V157H227ZM247 158V157H246ZM7 159V158H6ZM10 159V158H9ZM72 159V160H71ZM92 159V158H91ZM106 159H108V158H106ZM201 159V158H200ZM199 159V160H200ZM11 160V159H10ZM102 160V159H101ZM149 160V159H148ZM179 160V159H178ZM218 160V159H217ZM223 160H225L224 159V157H223ZM227 160V159H226ZM237 160V159H236ZM251 160V159H250ZM261 160H263L262 158H261ZM33 161V160H32ZM103 161H104V158H103ZM181 161H182V159H181ZM201 161V160H200ZM220 161H222V159H220ZM244 161V160H243ZM8 162V161H7ZM10 162V161H9ZM11 162H13V161H11ZM71 162H72V164H71ZM74 162V163H73ZM92 162V161H91ZM170 162V161H169ZM202 162V161H201ZM217 162V161H216ZM231 161H229L228 163H227V161L226 162H223V163H225V164H229ZM233 162V161H232ZM232 162L230 163V164H232ZM238 162H240V161H238ZM237 162V163H238ZM251 162V161H250ZM254 162V161H253ZM16 163H17V165H16ZM31 163V160H30V157H29V155H26V158L23 160V162H18V161H14L13 162V165L15 166V168L16 167H19V168H27L26 170L28 171V168L29 167H32V164H30ZM33 163V162H32ZM37 163V162H36ZM171 163V162H170ZM246 163V162H245ZM3 164V163H2ZM92 164V163H91ZM95 164H97V167H98V171L100 172V170H101V162H97L96 160L95 161H93V164H92V166L93 165H95ZM131 164V163H130ZM174 164V163H173ZM179 164V163H178ZM182 164H183V162L181 163L180 162V164H179V167H178V169L180 170L179 172H181V170H182ZM208 164V163H207ZM214 164H216V163H214ZM220 164H221V162H220ZM235 164H236V161H235ZM12 164H11V166H13ZM33 165H35V164H33ZM201 165H202V163H201ZM204 165V164H203ZM203 165L201 166V167H203ZM226 165V166H227ZM233 165V164H232ZM238 165H239V163H238ZM243 165H245V164H243ZM254 165V164H253ZM3 166V165H2ZM1 166V167H2ZM35 166H37V165H35ZM38 166V167H39ZM206 166V165H205ZM215 166V165H214ZM221 166H222V164H221ZM231 166V165H230ZM185 167V166H184ZM200 167V168H201ZM206 167H208V166H206ZM223 168H224V166H222ZM251 167V166H250ZM6 168H7V166H6ZM33 168H34V166H33ZM32 168V169H33ZM36 168V167H35ZM169 168V167H168ZM215 168V167H214ZM236 168V167H235ZM246 168V167H245ZM10 171H11V169L10 168H8ZM8 169H6V170H8ZM14 169V168H13ZM37 169V168H36ZM95 169H97V168H95ZM170 169V168H169ZM188 169V168H187ZM210 169V168H209ZM9 170L7 171V172H9ZM16 170V169H15ZM34 170V169H33ZM206 170H207V168H206ZM223 170V169H222ZM232 170V169H231ZM242 170V169H241ZM244 171H246L245 169H243ZM14 171V170H13ZM16 171H19V170H16ZM40 171V172H41ZM172 171V170H171ZM211 171V170H210ZM244 171H242V172H244ZM258 171V170H257ZM260 171V170H259ZM94 172H96V171H94ZM98 172V173H99ZM188 172V171H187ZM205 173H206V171H204ZM228 172H231V171H228ZM238 172H240L239 171V169H238ZM252 172V171H251ZM263 172H264V168H263ZM15 173V172H14ZM17 173H19V172H17ZM20 173H22V172H20ZM19 173V174H20ZM24 173H25V171H24ZM29 173V172H28ZM60 173H62V174H64V175H66L67 177L65 178V177H63L62 178V176L60 175ZM170 173V172H169ZM27 174V173H26ZM40 174V173H39ZM87 174H89V176L87 175ZM95 174V173H94ZM104 174V173H103ZM150 174V173H149ZM172 174V173H171ZM263 174V173H262ZM13 175V174H12ZM16 175V174H15ZM48 175H50V174H48ZM63 175V176H64ZM168 175V174H167ZM240 175V174H239ZM243 175V174H242ZM249 175V174H248ZM259 176L261 175V174H258ZM18 175H16L15 177H14V179L17 177ZM26 176V175H25ZM25 176H22L23 178L25 177ZM36 176H37V174H36ZM97 176V175H96ZM203 176V175H202ZM207 176H208V178L210 177L211 178V176H209L208 174H207ZM229 177L231 176V175H228ZM227 176V177H228ZM236 176V175H235ZM235 176L234 177H231L232 179L234 178L235 179ZM238 176V175H237ZM246 176V175H245ZM262 176V175H261ZM7 177V176H6ZM19 177V176H18ZM17 177V178H18ZM27 177H29L30 178V175L29 176H27ZM41 177V176H40ZM132 177V176H131ZM200 177V176H199ZM221 177V176H220ZM219 177V178H220ZM9 178H11V175L9 176ZM33 178V177H32ZM34 178H35V176H34ZM44 178V177H43ZM147 178V177H146ZM225 178V177H224ZM230 178V179H231ZM257 178V177H256ZM3 179H4V177H3ZM8 179V178H7ZM19 179V178H18ZM27 180V178H24L23 180L26 182V180ZM96 179V178H95ZM145 179V178H144ZM194 179V178H193ZM204 179V178H203ZM203 179H201V180H203ZM213 179V178H212ZM229 179V178H228ZM237 179V178H236ZM246 179V178H245ZM248 179V178H247ZM264 179V178H263ZM5 180H6V178H5ZM4 180V181H5ZM22 180V181H23ZM31 180V179H30ZM30 180H28V181H30ZM40 180V179H39ZM44 180V179H43ZM200 180V181H201ZM221 180V179H220ZM223 180H225V179H223ZM260 180V179H259ZM8 181V180H7ZM6 181V182H7ZM14 181V180H13ZM12 181V182H13ZM38 181V180H37ZM41 181V180H40ZM99 181H101V179L99 180ZM129 181H131V180H129ZM171 181V180H170ZM196 181V180H195ZM207 180H205V182H206ZM216 181V180H215ZM226 181V180H225ZM235 181V180H234ZM251 181V180H250ZM256 181V180H255ZM261 181V180H260ZM10 182V181H9ZM15 182V181H14ZM18 182H20V181H18ZM30 182H32V180L30 181ZM155 182V181H154ZM172 182V181H171ZM170 182V183H171ZM187 182V181H186ZM201 182H203V181H201ZM211 182H213V181H211ZM239 183L238 184H240L241 182H243V181H238ZM263 182V181H262ZM16 183H17V181H16ZM28 183L29 182H27V185H28ZM40 183V182H39ZM38 183V184H39ZM47 183V184H48ZM132 183V182H131ZM169 183V184H170ZM179 183V182H178ZM223 183H224V181H223ZM229 183H232V181L231 182H229ZM228 183V184H229ZM249 183V182H248ZM259 183V182H258ZM18 184V183H17ZM37 184V183H36ZM96 184V183H95ZM145 184H148V181L147 182H145ZM153 184V183H152ZM204 184V183H203ZM220 184H222V182H219V184H217V185H220ZM256 184V183H255ZM11 185V184H10ZM9 185V186H10ZM21 184H18L17 185V187H18V189H19V186H20ZM30 185V184H29ZM68 185V184H67ZM201 185V184H200ZM226 186H222L221 185V187L220 188H218L216 191L219 193V195L217 196L218 197V201H217V206L215 207V208H208V207H202V209H200V210H198L197 211V214H195V215H192V219L193 220H198L197 222L198 223H195V224H193V229L191 230V231H187V233H186V231H185V233H184V235H182L183 234V231L185 230V229H187L190 225L188 224H186L185 222H183V221H178L177 223H175V225L174 226H171V225H169V226H160V228L158 229V230H155L154 228H152V231H153V238L150 240L149 239V242H148V247H145V246H143L144 245V243H143V245H140V244H137L135 241V239H134V237H129L128 238V249H129V253L130 254H133L134 255V253H135V255L137 254V255H141V254H143V253H149V252H151L153 249H155L156 248V246L160 243V240L163 238V237H165V236H168L167 235V231H169L170 230V232L171 231H174L175 232V234H176V238L181 242V245L180 244H178V245H180V247H179V251H180V253H182V255H192V256H194V257H196V258H198V256L201 254V253H204L205 255L207 254V252L210 250V247H209V245L208 244H205V242H203V240H202V232H203V227H204V225H202V227L201 226H199V223H201L200 221H202V220H200V218H199V214H202V212H205L207 209H209L208 210V214H207V216H206V214H205V216H206V221L208 222V224H206L205 226H206V228H210L211 227V232H212V229L213 228H215V229H213L214 231L213 232H216L215 233V236H216V238H217V240H215V241H217L216 243L218 244V242H219V244H218V251H216L217 252V258L215 259V261H209V262H211V263H215V264H224V261H223V256H222V254H221V250H223L224 249V247H225V238H224V231L226 230V225H225V221H228V220H231V218H232V216L233 215H236V214H238L239 213V210L241 209V207L243 206H245V207H248V208H250V207H252L254 204V199L255 198H252L251 199V195H253L252 197H254V196H256V194L254 195L252 192V194L250 195H248V197H250L249 199L248 198H244V196L245 195H247L248 194V192H247V194L245 193L246 191H245V185H246V182H245V184H244V188H240V187H236V185H234V184H230L229 186H227V184H225ZM242 185V183L240 184V186ZM252 185H253V183H252ZM259 185V184H258ZM8 186V187H9ZM24 186V185H23ZM23 186H20V188H22ZM47 186V187H48ZM97 186V185H96ZM167 186H170V185H167ZM197 186H198V184H197ZM203 186V185H202ZM213 186H215L214 184H213ZM249 186V185H248ZM46 187V186H45ZM46 187V188H47ZM51 187L49 188L50 190H51ZM62 187H64V186H62ZM149 187H151V186H149ZM158 187V188H157ZM171 187V186H170ZM252 187H255L254 185L252 186ZM257 187V186H256ZM255 187V188H256ZM24 188H25V186H24ZM23 188V190H25V191H22V192H24L23 194H25V195H23L24 197L25 196H27L26 195V189L27 188H25L24 189ZM32 188V187H31ZM65 188H67V186L66 187H64V189ZM209 188V187H208ZM248 188V187H247ZM263 188V187H262ZM84 189V188H83ZM31 190H33V189H31ZM72 190V189H71ZM81 190V189H80ZM146 190V189H145ZM149 190V189H148ZM256 190V189H255ZM254 190V191H255ZM19 191V193H20V191H21V189L20 190H17V192ZM34 191V190H33ZM33 191L31 192V193H33ZM40 191H41V189H40ZM46 191V190H45ZM147 191V190H146ZM145 191V192H146ZM211 191V190H210ZM264 191V190H263ZM7 192V191H6ZM11 192V191H10ZM30 192V191H29ZM44 192V191H43ZM72 192V191H71ZM81 192V191H80ZM31 193H29V194H31ZM35 193V192H34ZM78 193H79V191H78ZM7 194H9V193H7ZM6 194V195H7ZM15 194V193H14ZM17 195L16 196H18V193H16ZM80 194V193H79ZM134 194V193H133ZM148 194H149V191H148ZM148 194H147V196H148ZM209 194H210V192H209ZM215 193L213 192H211V194H210V196H208L207 197V199H206V203H208L211 199H213V197L215 196L214 195ZM20 195V194H19ZM32 195V194H31ZM150 195V194H149ZM15 195H13V197H16ZM21 197H23L22 196V193H21V195H20ZM29 196V195H28ZM6 197V196H5ZM4 197V198H5ZM10 197V196H9ZM8 197V198H9ZM24 197L20 200V202L19 203H17L18 205L20 204H22L21 203V201L24 199ZM79 197V196H78ZM153 197V196H152ZM29 199V197H26L25 199ZM44 198V197H43ZM42 198V199H43ZM262 198V197H261ZM264 198V197H263ZM12 199V198H11ZM14 199V198H13ZM13 199H12V203L13 202H15V201H13ZM24 199V200H25ZM32 199V198H31ZM150 199V198H149ZM4 200V199H3ZM18 200H19V198H18ZM24 200H23V204H27L28 205V203H25L24 202ZM199 200H200V198H199ZM6 201H8V199H6ZM5 201V202H6ZM11 201V200H10ZM8 202V203H11V202ZM27 201V200H26ZM31 201V200H30ZM29 201V202H30ZM83 201V200H82ZM84 201H86V199L84 200ZM83 201V202H84ZM0 202H1V200H0ZM4 202V201H3ZM17 202V201H16ZM16 202L14 203V207H15V205H16ZM39 202V201H38ZM261 203H262V201H261ZM2 204V203H1ZM34 204V203H33ZM75 204H76V202H75ZM205 204V203H204ZM7 205V204H6ZM18 205H16V206H18ZM27 205H26V207H27ZM40 205V204H39ZM258 205V204H257ZM2 206H5L4 204L2 205ZM29 206V205H28ZM31 206H32V208H33V205L31 204ZM42 205H41V209H42V207H43ZM204 206H206V205H204ZM12 207V206H11ZM11 207L9 208V210H11ZM19 208L20 207H22V206H18ZM17 207V208H18ZM1 208V207H0ZM6 208V207H5ZM26 209L25 208V206L24 207H22V210H24V209ZM28 208V207H27ZM167 208L168 207H166V206H164V205H161L160 203H158V201L157 200H155V198L154 199H151V200H149V202H147L146 203V205L144 206V208L142 209L143 210V212H142V215L145 213V212H151V214H154V215H158V214H161V213H163V212H165L166 210H167ZM254 208V207H253ZM255 208L256 209H258L256 206H255ZM254 208V209H255ZM3 209H4V207H3ZM21 209V208H20ZM29 209V208H28ZM27 209V210H28ZM31 209V208H30ZM38 209V208H37ZM62 209V210H63ZM72 209V208H71ZM243 209V208H242ZM255 209V210H256ZM12 210H13V208H12ZM16 210H18V209H16ZM34 210V209H33ZM62 210H60L61 211V213H62ZM180 210V209H179ZM254 210V211H255ZM259 211H260V214L262 215V217H264V205H263V207H261L260 209H258ZM20 211V210H19ZM26 211V210H25ZM30 211H32V210H30ZM59 211V212H60ZM0 212H1V210H0ZM9 212H11V211H9ZM9 212H7L8 214H9ZM16 212V211H15ZM18 212V211H17ZM21 212V211H20ZM27 212V211H26ZM34 212V211H33ZM45 212L44 213H42V214H45ZM58 212V213H59ZM64 212V211H63ZM184 212V211H183ZM196 212V211H195ZM2 213V216L4 215V213L3 212H1ZM32 213V212H31ZM30 213V214H31ZM41 213V212H40ZM182 213V212H181ZM199 213V214H198ZM256 213V212H255ZM254 212L252 213H248L249 214V216H250V218L252 219V222H248L247 224H248V226H253V223H254V221L256 220V218H255V214ZM16 214V213H15ZM25 214V213H24ZM35 214V213H34ZM34 214H32V216L31 217H33V215ZM63 214V213H62ZM73 214V213H72ZM150 214V213H149ZM184 214V213H183ZM9 215H11V214H9ZM16 215H19L18 213L16 214ZM26 215V214H25ZM36 215H37V213H36ZM36 215H34V216H36ZM39 215V214H38ZM38 215L36 216L38 219H39V217H38ZM141 215V216H142ZM146 215V214H145ZM185 215V214H184ZM246 215V214H245ZM260 215V216H261ZM1 216V215H0ZM8 216V215H7ZM44 216V217H45ZM63 216H62V219H63ZM188 216V215H187ZM190 216V215H189ZM154 217V216H153ZM156 217V216H155ZM184 217V216H183ZM203 217V216H202ZM9 217H5V219H8ZM14 218V217H13ZM18 218H19V216H18ZM22 218V217H21ZM23 218H26V217H23ZM33 218H35V217H33ZM36 218V219H37ZM48 218H50L49 220H51V225H48L49 224V221H48ZM130 218L132 219V221H133V223L129 226V229L131 230V233L132 232H134V233H137V231L135 230V225L134 224H136L135 222H137V218H136V215H134L133 213L130 215ZM10 219H11V217H10ZM16 219V218H15ZM29 219V218H28ZM28 219H27V221H28ZM37 219V220H38ZM67 219H65V220H67ZM141 219V218H140ZM183 219V218H182ZM12 220H14V219H12ZM69 220V219H68ZM190 220V219H189ZM8 221V220H7ZM6 221V222H7ZM17 221V220H16ZM26 221V220H25ZM26 221V222H27ZM29 221H30V219H29ZM28 221V222H29ZM34 221V220H33ZM46 221H47V223H46ZM176 221V220H175ZM0 222H2V221H0ZM8 222H10V221H8ZM15 222V221H14ZM32 222V221H31ZM35 222L36 221H34V224H35ZM58 222H60V219H59V221ZM21 223V227H22V229L21 230H23L24 228H23V226H22V222H20ZM30 223V222H29ZM33 223V222H32ZM57 223V222H56ZM159 223V222H158ZM163 223H165V222H163ZM174 223V222H173ZM256 223V222H255ZM6 224V223H5ZM11 224V223H10ZM24 224V223H23ZM27 225H28V223H26ZM31 224V223H30ZM43 224V225H42ZM46 226H45V225ZM59 224H62V222H60ZM63 224H64V222H63ZM160 224V223H159ZM201 224H203V221H202V223ZM4 225V224H3ZM12 225V224H11ZM25 225V224H24ZM33 224H31V226H32ZM48 225V226H47ZM55 225V226H54ZM151 225H154V224H151ZM157 225V224H156ZM166 225H167V223H166ZM208 225V226H207ZM159 226V225H158ZM157 226V227H158ZM10 228L12 227V229H13V225L12 226H9ZM21 227H19V228H21ZM28 227H30L29 225H28ZM33 228H35V226H32ZM31 227V228H32ZM36 227H37V225H36ZM62 227H63V225L62 226H58V228H60V231H62L63 229H62ZM153 227V226H152ZM156 227V228H157ZM15 228H16V223H15ZM14 228V229H15ZM19 228H18V230H17V232H16V230L15 231H12V232H16V234L17 233H20V234H22L23 233V235L25 234L24 232H19ZM33 228L32 229H30V230H32L31 232H34L33 234H34V237L35 236H38L39 234V231H41L42 232V230H37L38 232H36V230H33ZM40 227L38 226L37 228H35V229H39ZM116 228V227H115ZM26 229V228H25ZM42 229V228H41ZM128 229V230H129ZM151 229V228H150ZM191 229V228H190ZM205 229V228H204ZM5 230H7V229H5ZM129 230V231H130ZM188 230H189V228H188ZM25 231H27L28 232V230L26 229ZM107 233L108 232H110L109 234H113V235H117V234H120L121 233V231L119 230V229H115L114 231H112V230H109L108 229V231H106ZM182 232V233H181ZM212 232V233H213ZM35 233L36 234H38V235H35ZM47 233H49V232H47ZM51 233V232H50ZM131 233H130V235H131ZM15 234V235H16ZM41 234V233H40ZM43 234H44V232H43ZM59 234V233H58ZM61 234H63V233H61ZM60 234V235H61ZM139 234H141V233H139ZM173 235H175L174 233H172ZM50 235V234H49ZM78 235V234H77ZM80 235V234H79ZM112 235V236H113ZM136 235V234H135ZM40 236V235H39ZM38 236V237H39ZM72 236V235H71ZM106 236V235H105ZM110 236V235H109ZM111 236V237H112ZM138 236V234L135 236V237H137ZM140 236V235H139ZM18 237V236H17ZM50 237H53V236H50ZM62 237V236H61ZM116 237V236H115ZM213 237H214V235H213ZM21 237H19V239H20ZM118 238V237H117ZM120 238V237H119ZM173 238V237H172ZM171 238V239H172ZM174 238H175V236H174ZM215 238V237H214ZM48 239V238H47ZM70 239V238H69ZM73 239V238H72ZM137 239V241H138V238H136ZM140 239H142V238H139V240ZM165 239H166V237H165ZM54 240V239H53ZM59 240V239H58ZM58 240H56L57 242H58ZM67 240V239H66ZM117 240V239H116ZM123 240V239H122ZM167 240V239H166ZM166 240H164V241H166ZM174 240V239H173ZM52 241V240H51ZM60 241V243L62 242L63 243V241L64 240H59ZM119 241V240H118ZM126 241V240H125ZM167 241H169V240H167ZM16 242V241H15ZM20 242V241H19ZM53 243H54V241H52ZM52 242H51V244H52ZM66 242V241H65ZM123 242V241H122ZM159 242V243H158ZM162 242H163V240H162ZM5 243L7 244V245H9L10 244V242L9 241H5ZM121 243V242H120ZM138 243H139V241H138ZM140 243H141V241H140ZM164 243V242H163ZM167 243H170V241L169 242H167ZM207 243V242H206ZM5 244V245H6ZM20 244H22V243H20ZM33 244V243H32ZM31 244V245H32ZM55 244V243H54ZM54 244H52L53 245V247H54V249H55V246H56V244L54 245ZM165 244H166V242H165ZM23 245H24V243H23ZM69 245V244H68ZM172 245V244H171ZM174 245H175V243H174ZM173 245V246H174ZM211 245V244H210ZM19 246V245H18ZM25 246V245H24ZM27 246V245H26ZM25 246V247H26ZM33 246H35V245H32V248H34ZM37 246V245H36ZM58 247H59V245H57ZM124 246H125V244H124ZM159 246V248H160V245H158ZM168 246V245H167ZM0 247H1V245H0ZM5 247H7V246H5ZM28 247V246H27ZM67 247V246H66ZM119 247H120V245H119ZM119 247H117V248H119ZM178 247V246H177ZM175 248V247H174ZM262 251L264 252V240H263V244H262ZM13 249V248H12ZM26 248H24V250H25ZM31 249V248H30ZM37 249V248H36ZM36 249H35V251H36ZM45 249V248H44ZM115 249V248H114ZM157 249V248H156ZM37 250H39V249H37ZM120 250H122V249H120ZM176 250V249H175ZM5 251V250H4ZM34 250H33V254H34V252H35ZM40 252L39 253H43L44 252V254L45 255H48L47 254V251H42L41 249L39 250ZM42 251V252H41ZM53 251V250H52ZM52 251H51V253H52ZM116 251H118V249H116ZM122 251H124V250H122ZM157 251V250H156ZM21 252V251H20ZM31 253H32V251H30ZM54 252V251H53ZM31 253H29V252H27L26 254H30V257L33 255V254H31ZM39 253H38V256H39ZM50 253V252H49ZM43 254V255H44ZM54 254V253H53ZM100 254V253H99ZM102 254V253H101ZM22 255H24L23 253H22ZM35 255V256H34ZM33 255V259L37 256V254L35 253ZM50 255V254H49ZM97 255V254H96ZM127 255V254H126ZM144 255V254H143ZM181 255V254H180ZM37 256V257H38ZM27 257V256H26ZM29 257V256H28ZM28 257H27V260H28ZM36 257V258H37ZM44 257H46V256H44ZM49 257V256H48ZM51 257V256H50ZM96 257V256H95ZM99 257V256H98ZM128 257V256H127ZM133 257V256H132ZM136 257V256H135ZM141 257V256H140ZM145 257V256H144ZM158 257V256H157ZM205 258H206V256H204ZM22 258V257H21ZM24 258V257H23ZM40 258V257H39ZM38 258V260H40ZM97 258V257H96ZM204 258V260H206ZM14 259V258H13ZM20 259V258H19ZM18 259V260H19ZM31 259H32V257H31ZM30 259V260H31ZM33 259L31 260V261H33ZM42 259V258H41ZM93 259V258H92ZM91 259V260H92ZM158 259V258H157ZM160 259V258H159ZM157 260V262L155 263V264H163L162 262H161V259L160 260ZM162 259H163V257H162ZM17 260V261H18ZM25 261H23V263H25L26 262V259H24ZM37 260V259H36ZM44 260H45V258H44ZM66 260V259H65ZM105 260V259H104ZM140 260V259H139ZM147 260V259H146ZM30 261V262H31ZM43 261V260H42ZM45 261H49L48 259L47 260H45ZM29 262V263H30ZM33 262H35V259H34V261ZM66 262V261H65ZM70 262H71V260H70ZM92 262V261H91ZM141 262V261H140ZM155 262V261H154ZM37 263V262H36ZM35 263V264H36ZM108 263V262H107ZM132 263V262H131ZM14 264H16V263H14ZM20 264V263H19ZM28 264V263H27ZM34 264V263H33ZM41 264V263H40ZM46 264V263H45ZM90 264V263H89ZM102 264V263H101ZM134 264V263H133Z\"/></svg>",
	"mask_w": 264,
	"mask_h": 264
}]
</instances>
